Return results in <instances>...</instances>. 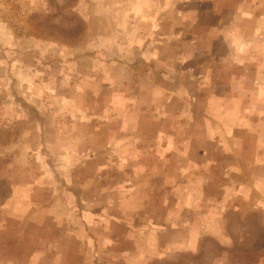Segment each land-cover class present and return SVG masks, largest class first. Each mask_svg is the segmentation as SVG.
<instances>
[{
    "label": "rangeland",
    "instance_id": "obj_1",
    "mask_svg": "<svg viewBox=\"0 0 264 264\" xmlns=\"http://www.w3.org/2000/svg\"><path fill=\"white\" fill-rule=\"evenodd\" d=\"M262 174L264 0H0V264H264Z\"/></svg>",
    "mask_w": 264,
    "mask_h": 264
},
{
    "label": "crops",
    "instance_id": "obj_2",
    "mask_svg": "<svg viewBox=\"0 0 264 264\" xmlns=\"http://www.w3.org/2000/svg\"><path fill=\"white\" fill-rule=\"evenodd\" d=\"M258 3H259V0H258ZM223 140H224V142H227V139L226 138H223ZM255 147H256V145H253V149L252 150H250V148H246V155L243 154V153H239V155L237 156V160L235 159V162H233V164H232V160H229L228 161L227 157H225V159H226L227 162H225V159H223L222 160V165H219L222 168V171L224 173L228 174V173H233L234 171L235 172H237V171L239 172L240 169L243 166H246L248 168L251 167V166H254V165H257V166L262 167L263 166V163L261 162L262 156H260L259 155V152H257L258 151L257 150L258 146L256 148ZM229 149L231 150V147H229ZM240 162H245V163L244 164H241ZM231 167L235 168V170L234 171L231 170ZM251 181H256V185H255V188L256 189H260V191H262V190L264 191V186L262 185L263 182H264V174H262L260 178L252 179ZM243 182L242 183H237V184H243ZM259 183H261V186L259 185ZM246 184L247 183L244 182V185H242V187L243 186L245 187ZM260 193L262 194V192H260ZM143 231H145V230H143ZM135 250H137V249H135ZM115 252H117V251H115ZM138 253H139V250H138ZM130 256H134V255H130ZM144 259H145V255H143L142 258L136 259V260L137 261H144Z\"/></svg>",
    "mask_w": 264,
    "mask_h": 264
}]
</instances>
